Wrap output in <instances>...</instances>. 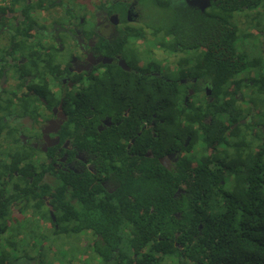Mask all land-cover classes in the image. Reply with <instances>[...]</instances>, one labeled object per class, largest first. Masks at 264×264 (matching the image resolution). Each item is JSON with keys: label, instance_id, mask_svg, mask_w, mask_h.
<instances>
[{"label": "flooded vegetation", "instance_id": "af4514ba", "mask_svg": "<svg viewBox=\"0 0 264 264\" xmlns=\"http://www.w3.org/2000/svg\"><path fill=\"white\" fill-rule=\"evenodd\" d=\"M230 8L235 24L261 20L264 26V0H9L1 5L0 209L7 207L18 222H30L36 212L43 229L45 221L53 234L73 233L84 240L79 246L93 249L99 235L86 219L115 214L126 220L125 234L135 231L128 219L141 218L149 200L140 183L159 184L164 178L174 186L171 199L181 200L187 179L176 171L187 174L206 141L173 130L160 108L172 103L177 83L186 90L185 104L196 92L212 99L204 60L208 22L211 12L220 18ZM238 81L231 84L237 87ZM161 83L172 99L160 98ZM192 101L202 105L197 96ZM225 135V146L217 137L207 144L210 165L229 160V144L239 135ZM48 187L58 188L63 232H56L51 196L44 193ZM171 214L181 212L172 207ZM72 223L76 226L69 227ZM18 229L16 239L11 229L3 233V243H12L6 245L9 251L25 249L30 228ZM32 259L43 264L37 257L24 262Z\"/></svg>", "mask_w": 264, "mask_h": 264}, {"label": "trees", "instance_id": "16d2710c", "mask_svg": "<svg viewBox=\"0 0 264 264\" xmlns=\"http://www.w3.org/2000/svg\"><path fill=\"white\" fill-rule=\"evenodd\" d=\"M234 12L230 8L220 12V18L217 12H211L214 18L209 17L208 55L204 60L212 99H202L197 95L200 92H196L185 104L186 90L177 83L172 103L160 108L161 116L172 124L173 130L183 132V137L191 135L194 141L199 138L206 141L191 170L187 174L185 170L176 171L178 178L187 179L182 186L185 187L182 199H171L174 186L164 178L159 184L147 180L139 184L140 193L149 198L144 200L148 203L144 214L128 219L135 226L132 234L124 233L126 220L115 214L86 219L99 235L93 250L103 264H160L166 256H175L177 264H264V120L254 125L249 119L239 122L256 104L244 107L235 96L244 88L253 87V93L264 100V46L253 53L248 50L241 38L249 33H241L232 22ZM262 27L257 29L261 31ZM250 72L253 76H248ZM238 78L235 87L231 83ZM164 87L161 83L160 98L172 99L170 90ZM196 96L202 101L198 107L192 101ZM226 132L239 135L238 140L232 139L229 144L232 148L229 160L210 165L207 144L217 137L214 140L219 141L218 145L225 146ZM44 193L51 196L55 223L59 225L56 232H63L58 188L48 187ZM66 205L68 213L73 214L72 205L68 202ZM172 207L181 215L173 216ZM7 215L8 208L2 207L0 234L8 228ZM9 244L12 243L0 241V264H15L11 256L15 249L7 250Z\"/></svg>", "mask_w": 264, "mask_h": 264}, {"label": "rangeland", "instance_id": "374dc122", "mask_svg": "<svg viewBox=\"0 0 264 264\" xmlns=\"http://www.w3.org/2000/svg\"><path fill=\"white\" fill-rule=\"evenodd\" d=\"M241 20L243 19L242 15L238 16ZM263 21H258L256 24L244 23L242 21L238 22V29L241 33L248 32L249 35L247 37H242L241 41L247 43L248 50L253 53L255 50L260 49L264 46V26L261 28L262 30H258V26L261 27ZM263 42V43H262ZM262 43V45H261ZM240 44V42H239ZM243 47V45H241ZM248 76H253V73L250 72ZM253 87L244 88L240 94H238L239 99L238 103L244 107L252 106L251 103L256 104V106L251 107L250 118L249 120L254 125V123L264 120V116H262V112H264V100L262 96L253 93ZM243 94V97H242ZM203 95V94H202ZM241 97V99H240ZM263 100V102L261 101ZM261 102L263 105L259 106ZM259 104V105H258ZM248 117H243L241 119H247ZM262 125L260 124L259 127ZM200 152V149L197 150V153ZM200 155V153H199ZM262 193L264 194V188H262ZM30 217L29 214L27 215ZM34 219L31 218L30 222L19 221V217L12 218L8 215L7 224L8 230L12 231V239H16L19 233L20 226H27L30 229L25 233L27 234V238L25 239V249L22 250L21 247H18L12 254L13 258L19 255H25L28 257H37L43 264H103L100 260V257L95 253V251L91 248L86 249L87 246H79V242H83L82 238H77L73 233H55L53 234V230L47 227V223L44 221V229L40 226L39 220L36 217V212H33L31 215ZM14 231V232H13ZM9 237V236H8ZM3 234H0V241L4 242ZM28 243V244H26ZM29 243H32L29 245ZM41 244V245H40ZM28 257L17 260L15 259L14 263L19 264V262H23L22 264H35L34 260H30L29 262H24V260L28 259ZM160 261V264H177V259L175 256H166Z\"/></svg>", "mask_w": 264, "mask_h": 264}, {"label": "built area", "instance_id": "2783aa9c", "mask_svg": "<svg viewBox=\"0 0 264 264\" xmlns=\"http://www.w3.org/2000/svg\"><path fill=\"white\" fill-rule=\"evenodd\" d=\"M9 2V0H0V6L6 5Z\"/></svg>", "mask_w": 264, "mask_h": 264}, {"label": "water", "instance_id": "95a60500", "mask_svg": "<svg viewBox=\"0 0 264 264\" xmlns=\"http://www.w3.org/2000/svg\"><path fill=\"white\" fill-rule=\"evenodd\" d=\"M208 4H209V2H208V3H206V5H205V6H207ZM244 121H245V119H242V120H240L239 122H241V123H242V122H244ZM235 125H236V123H234V124H233V126H235ZM233 126H232V127H233Z\"/></svg>", "mask_w": 264, "mask_h": 264}]
</instances>
